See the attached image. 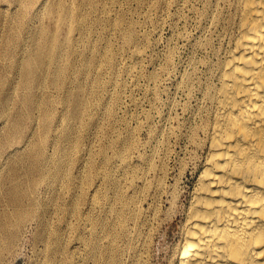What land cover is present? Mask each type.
<instances>
[{"label":"rangeland","instance_id":"obj_1","mask_svg":"<svg viewBox=\"0 0 264 264\" xmlns=\"http://www.w3.org/2000/svg\"><path fill=\"white\" fill-rule=\"evenodd\" d=\"M81 1L0 0V220L14 237L0 264H169L164 249L177 243L199 175L197 143L232 46L235 2L87 0L81 30ZM61 5L67 32L56 37L73 52L57 53L31 82L20 66L40 35L55 33ZM12 186L19 205L7 201Z\"/></svg>","mask_w":264,"mask_h":264},{"label":"bare ground","instance_id":"obj_2","mask_svg":"<svg viewBox=\"0 0 264 264\" xmlns=\"http://www.w3.org/2000/svg\"><path fill=\"white\" fill-rule=\"evenodd\" d=\"M234 2L232 46L218 62L216 84L207 95L211 108L201 129L205 139L197 143L203 151L200 171L184 209L177 243L164 249L169 264H264V0ZM87 5V0H82L75 13L81 30L84 24L79 14ZM59 10L55 33L40 35L39 43L27 52L20 66L23 76L31 82L37 70L57 62V53L70 56L73 52L67 48L68 37L63 42L56 37L57 32H67L64 20L65 14L69 15L63 5ZM111 26L116 28L118 24ZM126 39L131 41V33ZM61 73L60 66L53 71L52 80ZM80 94V90L71 94L72 118L78 117L81 110ZM23 103L27 110L38 106L31 96ZM44 120H51L46 111ZM15 172L16 166L12 165L9 174ZM9 191L7 201L19 205L16 187ZM27 214L28 211H18L13 224L18 226ZM3 219L0 263L14 240L6 236L11 221L6 216ZM147 243L137 245L139 253L144 252ZM98 247L91 245L90 254L96 263L104 262L103 255L94 258Z\"/></svg>","mask_w":264,"mask_h":264}]
</instances>
